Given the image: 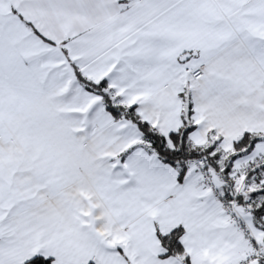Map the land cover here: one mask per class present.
Segmentation results:
<instances>
[{
	"label": "snow or ice",
	"instance_id": "6c2138e0",
	"mask_svg": "<svg viewBox=\"0 0 264 264\" xmlns=\"http://www.w3.org/2000/svg\"><path fill=\"white\" fill-rule=\"evenodd\" d=\"M0 264H264V0H0Z\"/></svg>",
	"mask_w": 264,
	"mask_h": 264
}]
</instances>
